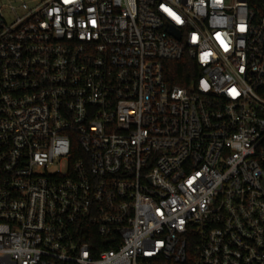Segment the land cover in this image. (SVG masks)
I'll return each mask as SVG.
<instances>
[{"label": "built area", "instance_id": "obj_1", "mask_svg": "<svg viewBox=\"0 0 264 264\" xmlns=\"http://www.w3.org/2000/svg\"><path fill=\"white\" fill-rule=\"evenodd\" d=\"M0 264H264V0L0 8Z\"/></svg>", "mask_w": 264, "mask_h": 264}, {"label": "trees", "instance_id": "obj_2", "mask_svg": "<svg viewBox=\"0 0 264 264\" xmlns=\"http://www.w3.org/2000/svg\"><path fill=\"white\" fill-rule=\"evenodd\" d=\"M164 76L170 87H184L189 85L192 80L195 81L199 73L194 61L184 57L178 62L165 63Z\"/></svg>", "mask_w": 264, "mask_h": 264}, {"label": "rangeland", "instance_id": "obj_3", "mask_svg": "<svg viewBox=\"0 0 264 264\" xmlns=\"http://www.w3.org/2000/svg\"><path fill=\"white\" fill-rule=\"evenodd\" d=\"M21 0H0V8H2L3 10H7L8 7L12 4L15 6H18V4L20 3ZM25 1V0H22ZM29 1V0H26Z\"/></svg>", "mask_w": 264, "mask_h": 264}]
</instances>
